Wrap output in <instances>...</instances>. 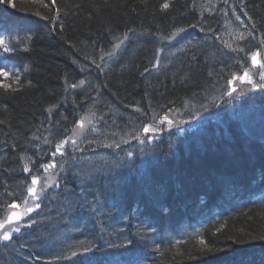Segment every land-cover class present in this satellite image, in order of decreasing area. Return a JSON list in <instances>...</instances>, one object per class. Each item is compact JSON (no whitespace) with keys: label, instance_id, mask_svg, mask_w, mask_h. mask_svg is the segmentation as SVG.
<instances>
[{"label":"bare ground","instance_id":"obj_1","mask_svg":"<svg viewBox=\"0 0 264 264\" xmlns=\"http://www.w3.org/2000/svg\"><path fill=\"white\" fill-rule=\"evenodd\" d=\"M171 1L173 0H167L170 6L173 3ZM193 3L194 0H189L188 9L184 10L182 17L179 16L181 20L176 21L172 18L171 22L163 23L164 26L144 27L139 25L142 24L139 23L140 14L135 13L133 18L137 24L135 27L129 28L133 30L128 33L129 39L115 50V54L111 58L104 56L103 61L100 59L101 55L104 52L113 51V37H123V34L129 29L120 32L112 31L109 36L103 38L102 42L95 43V46L82 40L86 50L79 58H72L70 64L76 77H79L75 82L86 78V83L76 89L68 88L67 91L65 90L66 83L62 84L61 95L67 96V100L71 104L70 108L73 106L75 111L70 113L72 110L70 109L65 117L55 113V126L60 128L70 124L69 130H71L74 122L88 113L91 108L97 116L107 113L105 116L107 123L100 121L97 125L105 132L127 130L130 119H144L133 108L137 101L141 106L143 100V97L141 99L137 97V91L140 88L136 82H139L141 86L151 87V89L157 88L158 91L166 82H168V87L175 86L176 78H180L182 82L185 80L183 79L185 75L182 72L186 66H191L194 72L198 71L196 60L192 59L193 56L198 59L202 55V58L208 62L224 59V62L229 65L224 70V74L237 72L241 68L237 61L251 67V61L247 59L246 53L232 52L215 41L214 37L210 40L205 33L200 32L199 28L188 26L197 22L201 26H211L217 34L222 35L224 40L233 44L239 43L240 46L252 52L260 47V41L264 39V23L251 17L255 25L258 24V27L253 30L247 17L238 12L247 25L242 27L231 14L232 7L237 9L241 7V0H228V4H225L224 0H195V7H193ZM161 4L159 2V8H161ZM212 5L216 7L212 8ZM84 6L87 7L86 4ZM243 6L248 13L252 14L250 0H243ZM205 8H209L210 12L204 11ZM169 9L160 10L167 12ZM9 10H11L9 6L0 4V11L8 13ZM225 11L228 15H224ZM201 12H203V18ZM176 27L187 28V31L178 37V41L179 44H183L187 40H192L196 46L191 51L173 55L172 53L176 51L179 44L171 49L166 47V41L157 39L158 36L170 34ZM51 30H53L52 27ZM249 31L254 32L255 39L249 37L247 40L239 42L233 39L241 32L247 36ZM12 33L15 36H21V42L26 38L27 40L32 39V33L27 30H17ZM145 44L149 50L144 57V66L149 68V72L145 73L142 70L138 73L134 67L135 64H132L133 50L141 49ZM158 48H163V52L161 53L160 66L157 69L152 65L155 63ZM260 51L264 52V48H260ZM209 64L207 63L206 66ZM209 67L213 69L211 70L212 78L217 81L215 77L219 73L215 67ZM89 77L96 79V87H93L90 92L87 90ZM180 79H177L178 82ZM62 80L66 79L61 78L60 81ZM121 80L127 81L128 86L130 85V94L129 92L125 93V89H120L119 81ZM1 83L9 84L11 79H7V81L1 79ZM186 83L183 82L181 88L186 85L189 93H192V88L195 86ZM218 83L223 84L224 81L220 80ZM116 89L121 92V95ZM210 89L211 91L215 90L212 83H210ZM217 90L210 97L218 95L219 90ZM243 94L249 104L259 101L253 91L246 90ZM94 101L95 107L93 108ZM185 101H188L187 97H185ZM59 104L64 105L65 103L60 102ZM80 104L82 106H78ZM74 105L76 106L74 107ZM227 105L230 104L227 103ZM86 108L88 109L84 110ZM237 111L232 106L212 108L209 112L198 117L200 121H190L189 124L181 126L187 131L173 129L172 134L164 132L151 144L141 145L139 142L125 137V139H129V143L121 144L119 149L99 147L92 151L90 148L89 151L83 153L85 159L82 162L77 163L75 167L70 164L69 170L60 174V189L49 190L41 209L32 213L33 218L38 222L31 228H24L21 233L14 234L10 242H0V264H155L154 257L157 256L156 260H163L169 252L176 249L175 246L179 245L177 240L197 242L199 238H204L206 230L226 225L228 220L233 219L241 210H246L259 218L264 217V174L262 175L264 172L256 171V177H252L245 173L240 165H238L239 169L233 167V161L237 162L238 159L230 153L217 154V149L211 153L207 152V147L210 145L221 148L220 143L235 138H244L247 142L255 143L258 146L264 144V129L255 127L254 125L259 123L245 119L246 117L233 120L231 115ZM208 113L210 116L206 117ZM258 115L264 119V107ZM120 116L122 120L117 118ZM227 116L231 119L223 120ZM232 116L234 117V115ZM89 118L95 122V117H91L89 114ZM113 120L115 125H113ZM203 121H205L204 124ZM224 121L231 123L224 126ZM35 128L36 124L25 145L29 149L35 145L44 148L34 151L33 157L32 155L26 156L24 161L28 162L27 158L31 157V160L35 162L30 164L34 173L39 169L41 163H46L51 159L50 154L45 155L46 152H49V146L41 143L42 140L31 139ZM50 132L55 138L56 131L51 130ZM115 138L119 139V136ZM141 148H143V152ZM129 151L133 153L132 159L126 157ZM76 155L80 156L81 153H76ZM20 156L18 159L22 163ZM259 167L264 171V164ZM81 168L85 171L99 169V175H103L105 178L91 183L90 187L85 184L84 190L81 191L78 186L81 181L74 179V173ZM42 171L40 169V172ZM184 171H193L194 173L189 176L184 174ZM197 173L200 175L197 176ZM27 177V183H30L31 177L29 175ZM13 183L15 192H17L18 181L15 180ZM128 188L133 189L132 196L127 195ZM68 189H71V195L67 194ZM182 194H187L186 198L181 197ZM6 196L7 194L4 197ZM70 201L72 202L71 207H67ZM91 207H96L98 211L93 213ZM146 209H150L154 213L161 209L163 218L168 217L171 221L163 224L162 217L152 220L146 212L139 215ZM58 223L62 225L55 228ZM43 227H45L44 230ZM50 227L54 228L53 233H49ZM65 228H68L72 235L57 236L54 233L60 231L62 234ZM190 230L191 235H187V231ZM40 232L42 233L40 234ZM179 235L183 236L177 238ZM63 237L65 243L62 241ZM129 240L133 243L123 247L122 245H125ZM82 242L85 244L91 242L94 250L83 253V249L80 247ZM109 245H117V247H109ZM111 248L119 249L120 255L108 256V252L113 251ZM145 250L147 251L142 254ZM71 251H77L78 255L70 259L55 258L62 253L69 254ZM259 260L264 264V257Z\"/></svg>","mask_w":264,"mask_h":264},{"label":"trees","instance_id":"obj_2","mask_svg":"<svg viewBox=\"0 0 264 264\" xmlns=\"http://www.w3.org/2000/svg\"><path fill=\"white\" fill-rule=\"evenodd\" d=\"M161 1L165 2V0H57L60 13L54 25L50 20L41 19L34 14L36 11H40L42 15H48L49 17L52 15L47 9L32 3L31 0H10L11 4L14 6L6 5L9 6L11 10H9L8 13L0 11V23H3L4 28L15 32L17 30H27L32 33L34 38L33 40L24 38L25 40L23 43L24 48L29 50L25 52V56L34 65L32 72L26 73L24 76L22 74L19 76L17 75L19 77L18 85L12 83V88L17 89L16 91L0 88V120L4 121L3 124H0V153H4L5 156L8 154V159L0 162V194H3L0 195V205L4 204L5 200L10 199V197H4L7 192H15V184L13 181L17 180L21 182L20 190L17 192L18 197L20 194L24 193L22 182H27L28 174H24L23 169L21 170V163L16 154L22 152L21 147L26 144L36 122L42 117V120L46 121L47 125H50L48 131L40 134L41 137H44L48 136L51 131V127L54 124L52 123L55 117L54 114L66 115L62 111L59 112L60 109H56L55 107L49 117V113L46 109L54 106L49 104H51L50 102L54 96L60 91L61 78L66 79L62 80L61 84L67 80L68 83H76L75 81L78 80L79 77H76L72 71L70 63L72 58H79L82 52L86 50L83 47L82 40H86L95 46V43L102 42L103 38L109 36V33L112 31L120 32L124 29L135 27L137 24L133 18L135 13L140 14L139 23L142 24L139 25H143L144 27L155 25V27H157L158 25H163V23L167 24V21L171 22L172 18L176 21L181 20L180 17H182V13L185 9H188L189 0H173L171 1L173 3L170 9L167 12H162L160 10L161 8L158 6L159 2L160 4L162 3ZM84 4H86L87 7H85ZM250 10L252 14L249 13V15L253 19L256 18L258 22L264 23V0H250ZM61 25L64 27L63 30L60 28ZM257 25L256 27H258ZM51 27L53 30H51ZM148 50L149 48L146 44L141 49L133 50L132 64H135L134 67H136L138 73L145 69L144 57L147 55ZM202 57L203 56L200 55L198 59H195L198 71L194 72L191 66H186L184 68L182 73L185 75L183 78L185 80H183V82H187L186 84L192 86L202 85L201 83L204 81V77H206V65L210 63ZM224 61V59H217L212 61V63L215 62V64L210 63V65L215 67L219 74L224 75L225 71L221 73L220 69H218L220 67H216L222 66L223 64L226 66L224 70L228 68L229 65ZM85 79L86 78H84V80ZM177 79L180 78L175 79V87H177V90L175 88L172 89V95H169L171 97H174V94L176 96V94L181 93V91H187V94L189 93L187 86L184 85L183 88H181L183 82L181 79L178 82ZM5 81H7V79ZM136 83L140 88V90L137 91L138 99H141L145 93L154 94L157 91V88L151 89V87L148 86H141L139 82ZM206 84L204 83V86ZM119 86H121L120 89H125V93L129 92L130 94L131 88L130 85L128 86L127 81H119ZM116 90L121 95V92L118 89ZM137 93L134 92V94ZM186 97L188 98L189 96ZM59 99H61V102L65 103L63 105L64 108H69L67 96H60ZM250 105H252V102ZM258 107L262 109L264 104ZM232 115H234V113H232ZM257 118L261 120V123L254 126L264 129V119L259 115ZM253 121L255 120L253 119ZM13 144H15V148H13ZM220 145L221 148H217V154L223 153L226 155V153H230L234 158H237V162L236 160L233 161V167L236 169H239L238 165H240V168L243 169L245 173L252 175V177H256V171L264 172L263 169L259 167L264 164V144H259V147L255 143L247 142L244 138H235L234 140L224 141L220 143ZM39 149H41V147L35 145L29 150L36 151ZM18 150L20 153L17 152ZM34 151L30 152V154L28 151L25 157L33 155ZM248 158L252 159L250 160ZM10 171L14 173L13 176H11ZM193 173V171H184V174H188L189 176ZM263 174L264 173H262V175ZM196 175L198 176L200 174L197 173ZM132 192L133 189L128 188L127 195L132 196ZM185 195L187 196V194ZM185 195L182 194L181 197L186 198ZM144 212H146L152 220H156L157 218L161 219L162 217L163 224L171 221L168 217L163 218L161 209H158L155 213L150 209H146V211H141L139 215L144 214ZM220 228H222V226H220ZM237 229L239 230L238 233L242 231L243 234L242 237L238 235L234 238L236 234L234 233L235 235L233 236L232 232ZM41 233L42 232H40V234ZM260 235H264V217L259 218L257 215H252L246 210H241L233 219L228 220L225 225V230H221L216 234H211L210 232L203 238L210 246L219 244L221 247L227 245L229 248L226 247V249L219 252H207L203 251L199 245H196V241L192 243L191 241L179 242V245L175 246L176 249L169 252L163 260H156L157 256H155L154 263L262 264L259 258L264 257V241L251 239L254 236ZM224 236H227V238L233 242L238 241L237 244L239 246H233V243L223 242L221 239H223ZM115 249L117 248H111V250ZM109 252L111 255L115 253L114 251ZM144 252L145 251H143V253Z\"/></svg>","mask_w":264,"mask_h":264},{"label":"snow or ice","instance_id":"obj_3","mask_svg":"<svg viewBox=\"0 0 264 264\" xmlns=\"http://www.w3.org/2000/svg\"><path fill=\"white\" fill-rule=\"evenodd\" d=\"M31 2L40 5L42 8L47 9L50 13H52V15L49 17L48 15H42L40 11H36L34 13L35 15L39 16L41 19L50 20L53 25L55 24L60 13L57 0H47V2L46 0H31ZM224 3L228 4V0H224ZM0 4L14 6L11 4L10 0H0ZM160 7L162 10H167L170 8V4L167 2V0H165V2H163ZM193 7H195V0ZM215 7V5H212V8ZM204 11L210 12V9L205 8ZM238 12L243 13V16L247 17L248 21L251 22L252 29L254 30L256 27L255 22L252 21L251 16L243 6V0H241V7L239 9L232 7L231 14L242 27H246L247 25L245 21L242 19L241 15L238 14ZM224 15H228V13L225 11ZM201 17L203 18V12H201ZM188 27L199 28L200 32L205 33V35L208 36L210 40L214 37L215 41H218L224 46V48H227L232 52L246 53L247 59H250L251 61V67L246 66V64L241 61H237L241 65L242 74L230 72L218 76L217 82L220 80L224 81L223 84H219V95L213 96L210 99L205 97V102L200 104L199 108H196L194 105H192L190 110V101H185L184 111L187 113V119L183 118L184 114L180 109L171 106L165 108L164 105H160L159 107L162 111L161 114V112L156 111L152 107L151 100H149L147 109L142 108L139 105V102L133 106L134 111L139 113L141 117H144V119H130L127 130L121 132H105L99 128L97 125L100 121H104L105 124L107 123L105 120L107 113H101L99 116H97L96 112L92 111L91 108L89 109L88 113L82 115L79 120L74 122L71 130L67 128L64 129L62 138H54L52 133L49 132L48 136L43 137L42 142L49 146V152H46L45 155L50 154L51 159H49L46 163H41L39 165V169H37L35 173L33 172L32 167H30V164L35 163L31 160V157L27 158L28 162H24L26 158L23 155L20 156V160L23 163V172L28 174L31 177V180L30 183L22 182V186L26 194H20L19 199L22 201L21 203H17L16 199H13L11 203H7L5 201V205H0V211H3V217L0 218V242H10L14 234H19L24 228H31L38 222L33 218L32 213L36 212L38 209H41L42 203L47 198L49 190L60 189V174L68 171V166L70 164L75 167L77 163L82 162L85 159L83 153L89 151L90 148L92 151H95V148L99 147L113 150L119 149L121 144L129 143V139H125V137L135 140L141 145L151 144L154 142V140L158 139L163 132H169V134H172L173 129L187 131V129H183L181 126L184 124H189L192 120H196L197 117L202 116L205 112H209L212 108L220 107L221 105L217 103L218 100L227 104L232 99H234L235 96L243 94L244 89L241 87V85L245 83L251 86L248 89L249 91L260 90L264 92V52L260 51V48H264V39H261L260 47L256 51L249 53L244 47L240 46L239 43L233 44L227 40H224L222 35L217 34L211 26H201L200 23L197 22L196 24L189 25ZM61 30H63V25H61ZM186 31V27H176L170 32V34L166 36H158L157 39L160 41H166L173 47H176V45L179 44L178 37H181V34ZM130 32H133V30L129 29L128 32L123 34V37L114 36V42L112 44L113 51L104 52L100 57L101 61L104 60V56L111 58L115 54V50L119 49L125 43V41L129 39L128 33ZM249 37L255 39L253 31H249L247 36L241 32L233 39L239 42L245 41ZM13 41L18 42L19 37L0 35V50H2L4 53H11L15 51V48L13 47ZM195 46L196 45L193 44L192 40H187L185 43L179 44V46L176 47V51L172 54L176 55V53H187ZM162 52L163 48L157 49L155 63L152 65L153 68H159ZM212 55H214V53H212ZM192 59L195 60L196 57L193 56ZM93 63H95V61H93ZM97 67H100V65H97ZM225 67L226 66L222 64L220 69L221 73H224ZM144 72H149V68H145ZM209 75L211 76L212 73H209ZM0 76H3L5 79H11V83L9 84L0 83V88L11 91L17 90L12 88V83H19L18 76H15L14 73L6 69H0ZM257 76L258 79H254V77ZM65 83L67 85L65 90L67 91L68 88L76 89L83 86L86 81L82 79L77 83L68 84L67 81ZM215 86L216 85L214 84V87ZM238 88L240 89L239 92ZM145 96L147 97L148 93H145ZM172 103L174 102H169V104ZM55 107L56 106L54 105L46 109V111L49 113V117L51 116ZM92 107H95V101ZM89 114L91 117H95V122L93 119L89 118ZM177 115H180L181 119H177ZM3 123L4 121L0 120V124ZM113 125H115L114 120ZM117 136H119V139L115 138ZM31 139L40 140L41 137L33 135ZM92 146L95 147L93 148ZM13 148H15V144H13ZM141 151L143 152V148H141ZM76 153H81V155L77 156ZM126 157L128 159H132L133 153L131 151L127 152ZM40 169L43 171L40 172ZM99 173V169H88L85 171L83 168H81L79 171L74 173V179L81 181L80 185L78 186L81 188V191H83L85 184L90 187L91 183L98 182V179L105 178L103 175H99ZM67 194H72L71 189L67 190ZM15 195L16 193L7 192L8 197H13ZM71 203L72 202L70 201L67 207H71ZM91 211L95 213L98 211V209L96 207H91ZM251 239L264 241V235L254 236ZM132 243L133 241L129 240L125 245L122 246L127 247ZM177 243H179V241H177ZM198 243L202 247L203 251H213V248L205 241V239L199 238ZM80 247L83 249V253H88L94 250V246L91 242L87 244L82 242ZM109 247H117V245H109ZM158 250L159 248L157 247V251ZM77 255V251H71L69 254L62 253L55 258L70 259L71 257H76Z\"/></svg>","mask_w":264,"mask_h":264},{"label":"rangeland","instance_id":"obj_4","mask_svg":"<svg viewBox=\"0 0 264 264\" xmlns=\"http://www.w3.org/2000/svg\"><path fill=\"white\" fill-rule=\"evenodd\" d=\"M21 1H26V0H21ZM10 31V30H9ZM11 32V31H10ZM32 38V40L34 39L33 38V36L31 37ZM175 47H171V49H174ZM29 50L28 49H26V50H23L22 52H20L19 53V55L17 56V61H18V64H19V66H20V70H21V74L24 76V74H26V73H30V72H32V70H33V64H32V62L30 61V60H28V58L25 56V52H28ZM247 51H249V52H251L250 50H247ZM211 64H215V62L214 63H212V62H210ZM209 66H211L210 64H209ZM209 66H206V71H205V75H206V72L208 71V76L206 75V77H204V81L201 83L202 85H203V87H202V85H196L195 86V88H192V93H188L187 94V91H181V93H179V94H176V96H175V94H174V97L172 96H169V95H172L171 93H172V89H176L177 90V87H175V86H170V87H168V82H166L161 88H159V91L157 90H155L156 92L154 93V94H150V93H148V96L146 97L145 95H143V100L141 101V106H142V108H145V109H147V107H148V101L149 100H151V104H152V107L156 110V111H158V112H161L162 113V111H161V109H160V105H164L165 106V108H167V107H169V106H171V107H174V108H178V109H180L181 110V112L184 114L183 115V118H185V119H187V113L184 111V104H185V97L186 96H189L188 97V101H190V110H191V106L192 105H194L196 108H199V106H200V104L203 102V101H205V97H208L209 99L211 98L210 96L212 95V93H216V90L219 88V83L215 80L214 81V78H212V75L210 76L209 75V73H211L212 71L211 70H213L211 67H209ZM216 67H220V68H218V69H221V66H216ZM208 68V69H207ZM237 74H242V69L240 68V69H238L237 70V72H236ZM220 75H222V74H219V75H217L216 76V78H218V76H220ZM90 78V77H89ZM254 79H258V76L257 77H254ZM198 80V79H197ZM204 83L206 84V83H208V84H206L205 86H204ZM210 83H212L213 84V88H215V90H213V91H211V89H210ZM237 83H239V82H237ZM214 84L216 85L215 87H214ZM60 85H61V88H60V93L58 92L57 93V95L56 96H54V98L52 99V101L50 102L51 104H49V105H55L56 106V104H57V106H56V109H60V111L59 112H64L65 114H66V116H67V113L69 112V110L70 109H72V110H70V113H73L74 111H75V109L73 108V106H72V108H70L71 107V104L69 103V108H64L63 107V105H61V104H59L60 102H61V99H59L60 98V96L61 97H63V95H61L62 94V84H61V81H60ZM93 87H96V79L95 78H90V80L87 82V90L90 92L92 89H93ZM169 88V89H167V88ZM202 87V88H201ZM241 87L244 89V91H249L248 89L251 87L250 85H247L246 83L245 84H243V85H241ZM167 89V90H166ZM218 91V90H217ZM240 91V89L238 88V92ZM256 91H260V90H256ZM168 92V93H167ZM261 95H259V102H254V103H252V105H250L249 104V102H247V98L245 97V95L244 94H241V95H239V96H235V94H234V96H235V98L234 99H232L230 102H229V104L230 105H227V104H225V103H223L222 101H217V103L218 104H220L221 106H232L233 108H236L238 111L237 112H234V117L231 115V117L233 118V120H236L237 118H243V117H246L245 119H248V120H255L254 122L255 123H261V120L259 119V118H257L258 117V113H260L261 112V107H258L259 105H263V103H264V92H261L260 93ZM218 95H219V93H218ZM218 95H216V96H218ZM59 99V100H58ZM138 100V99H137ZM184 100V101H183ZM174 102V103H172V104H169V102ZM138 102V101H137ZM49 105H47V106H49ZM239 105V106H238ZM76 105H74V107H75ZM78 106H82L81 104L80 105H78ZM220 106V107H221ZM116 109H118V110H120L117 106H114ZM219 108V107H218ZM88 108H86V109H84V110H87ZM115 110V109H114ZM83 111V110H82ZM61 116V115H60ZM62 116H64L65 117V115H62ZM210 116V114L208 113V114H206V117H209ZM55 118H56V116L54 117V119L52 120L53 122L52 123H54L55 122ZM119 120L121 119L122 120V118H121V116L120 117H117ZM176 118L177 119H181V116L180 115H177L176 116ZM198 118V117H197ZM255 118H257V119H255ZM231 118L229 117V116H227V117H224L223 118V120H230ZM192 121H200L199 120V118L198 119H196V120H192ZM225 121H224V123H223V125L224 126H227V125H229V123H231V122H226L225 123ZM232 121V120H231ZM202 122V121H201ZM204 122L205 121H203V124H204ZM47 122L46 121H44V120H42V117L41 118H39V120L36 122V128L34 129V135L36 134V132H38L37 133V136H40L41 137V135L40 134H42V132H45V131H48L49 130V127H50V125H47L46 124ZM210 124V123H209ZM54 125V126H53ZM52 125V127H51V130H55L56 132H55V138H62V134H63V132H64V129L65 128H67V129H69V125H67V126H64V127H60L61 128V131H60V128L59 127H57V126H55L56 124L54 123ZM239 125H242L241 123H239ZM33 130V129H32ZM32 130H31V132H32ZM111 132H117V131H111ZM164 133V132H163ZM41 139L43 140V137H41ZM205 142H206V140H205ZM208 148V150H207V152H213L214 151V149H217V147H215V146H209V147H207ZM243 148V147H242ZM25 149H26V151H25ZM21 150H22V152L20 153V154H16V156L17 157H19L20 155H23L24 157H25V154H27V152L29 151V154H30V152H33L34 150H29V148L27 147V145H24V146H22L21 147ZM12 156H14V155H12ZM33 156V155H32ZM16 158V157H15ZM8 159V154H7V156H5V154L4 153H0V162L2 161V160H4V161H6ZM23 169V163H21V170ZM10 174H11V176H13L14 175V173L12 172V171H10ZM19 182V185H18V189H17V192L20 190V187H21V182L20 181H18ZM13 192V191H12ZM17 192H15L16 193V195L15 196H13V197H10V199L7 201V200H5V201H7V203H11L12 202V200L13 199H16V202H18L20 199H18L19 197H18V193ZM7 198H9L8 196H7ZM5 201H4V204H2V205H5ZM1 212V215L0 216H2L3 215V211H0ZM153 224V223H152ZM60 225H62V224H57L56 225V227L55 228H58ZM44 228L45 227H43L42 229L44 230ZM193 230V229H192ZM221 230H225V225L224 226H222V228H220V226H218V227H214V228H212V229H210V230H206L204 233V237H206L207 235H208V233H210L211 232V234H216V233H218V232H220ZM53 231H54V228H52V227H50V229H49V233H53ZM238 229L237 230H233V232H232V235L234 236L235 234V236H234V238H236L238 235H239V237H242V234H243V232L241 231V232H239L238 233ZM188 233H187V235H189L190 234V232H191V230L190 231H187ZM57 236H62L63 234H71L69 231H68V228H65L64 229V232H62V234H61V232L60 231H55L54 232ZM235 233V234H234ZM72 235V234H71ZM184 235V234H183ZM183 235H179V236H177V238H180V237H182ZM191 235V234H190ZM64 237H63V242L65 243V241H64ZM223 242H225V243H233L234 245L233 246H236V245H238L237 243H238V241H231L230 239H228L227 238V236H224V238L223 239H221ZM177 241H179V242H185V241H182V240H177ZM224 243V244H225ZM196 245H199V243H198V241L196 242ZM200 246V245H199ZM239 246V245H238ZM201 247V246H200ZM212 248H213V251L212 252H219V251H222V250H224V249H226V247L227 248H229V246H227V245H223V247H221V245H219V244H214L213 246H211ZM230 247H231V244H230ZM202 248V247H201ZM115 253L112 255V256H118V255H120V253L118 252L119 251V249H115V250H113ZM147 250H145V252H146ZM144 252V253H145ZM144 253H142V254H144ZM109 255H111V253L110 252H108V256ZM54 263H56V261H54ZM75 264V263H74ZM78 264V263H77Z\"/></svg>","mask_w":264,"mask_h":264}]
</instances>
